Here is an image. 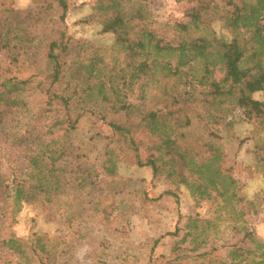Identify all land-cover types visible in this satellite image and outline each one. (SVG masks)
Masks as SVG:
<instances>
[{"label":"rangeland","instance_id":"rangeland-1","mask_svg":"<svg viewBox=\"0 0 264 264\" xmlns=\"http://www.w3.org/2000/svg\"><path fill=\"white\" fill-rule=\"evenodd\" d=\"M103 1L67 0L68 11L62 23V11L57 4L50 12L43 11L48 0H0V32L10 31V38L17 35L24 40L22 46L13 40L7 51L2 49L0 33V82L26 80L36 66L40 68L47 43L54 38L58 27L65 28L71 44L70 58L78 55L86 62L97 55L107 66L127 65L129 59L116 45L115 36L103 32L102 20L113 19L116 14L114 9H99ZM114 1L119 2L118 10L125 13V20L130 18V39L135 40L144 27L161 45L175 47L182 40L200 36L230 40L234 34L223 24V19L231 4L238 5L240 0ZM193 14L199 16L198 28L191 24ZM23 48L26 53L34 51L36 56L25 55ZM10 54L16 57L15 61ZM192 66L194 75L199 76L200 65L194 63ZM224 77L225 68L217 62L211 78L220 84ZM148 85L145 98L135 89L126 99L127 103L136 105L140 113L161 110L164 106L157 90V75ZM73 86H77L76 83ZM139 86L143 87V81ZM26 94L30 115L11 117V122L0 128V264H19L2 246L3 241L19 239L29 247L35 236L44 238L50 253L34 256L26 248L31 255L29 264H200L199 260L176 261L172 249L180 236L171 233L179 228V235H182L185 218L190 215L214 219L215 202L195 204L185 189L177 190L169 180L153 177L149 166H138L137 161L145 163L150 154L147 150L149 140L143 133L132 136L138 152L128 151L124 146L119 150L121 158L116 176L103 177L105 144L112 139L111 146L118 150V142H121L109 123L124 121L122 117L106 113L95 99L88 100L87 105L78 110L80 116L74 131L64 136L67 127L64 124L48 137L55 141L54 145H62L69 151L59 163L60 167H66V172L60 174L66 182L61 192L48 200L40 197L25 202L15 213L5 187L13 175L24 172L21 138L33 130L46 131L53 123L49 114L46 118L39 114L46 107L45 96L32 90ZM252 98L264 104V92L253 94ZM203 100L204 97L187 112L191 126L185 130L183 140L193 147L203 140L221 149L223 155L209 156L205 168L211 172L231 169L246 197L243 203L250 211L252 228L264 243V150L258 148L264 145V119H247L242 109L229 108L226 103L221 113L224 120L212 128L208 126L207 133L213 141L202 134L204 123L208 122ZM103 115L106 120L102 119ZM81 172L87 173L88 185L79 186L75 174ZM217 225L218 231L210 234L204 251L226 260L233 233L225 219L217 221Z\"/></svg>","mask_w":264,"mask_h":264},{"label":"trees","instance_id":"trees-1","mask_svg":"<svg viewBox=\"0 0 264 264\" xmlns=\"http://www.w3.org/2000/svg\"><path fill=\"white\" fill-rule=\"evenodd\" d=\"M100 3L101 10H116L113 19L102 20L103 32L115 36L116 45L129 59L127 65L110 67L97 55L89 57L86 62L78 55L70 58L71 44L65 28L58 27L54 38L47 43L40 68L36 66L37 69L26 80L0 82V128L11 122V117L30 115L26 94L30 90L45 96L46 107L39 114L45 118L49 114L53 122L46 131L33 130L21 138L24 172L19 176L13 175L5 187L14 212L18 213L25 202L40 197L48 200L61 192L66 182L60 174L66 172V167H60L59 163L69 155V151L62 145H54L55 141L48 137L64 124L67 125L64 136L74 131L80 116L78 112L88 100L95 99L103 105L106 113L122 117L124 121L109 123L121 142H118L117 150L111 146L112 139H106L109 142L104 147L103 177L116 176L121 158L119 150L122 151L124 146L128 151L138 152L132 136L143 133L148 137L150 154L145 163L137 161L138 166H149L153 177L169 180L177 190L185 189L195 204L215 202L214 219L190 215L185 218L182 235H179V228L171 233L172 236H180L172 249L177 262L189 259L199 260L200 264H264V243L252 228L250 211L243 203L246 197L238 180L230 168L218 172L205 168L209 156H222L223 152L211 142L201 140L193 147L183 140L185 130L191 126L187 112L202 97V103L207 106L204 111L208 121L204 123L202 134L208 137H211L207 133L208 126L212 128L224 120L221 113L226 103L229 108L242 109V115L247 119H264V104L252 98L253 94L264 92V0H240L238 5L229 3L231 9L227 11L223 24L234 34L230 40L200 36L182 40L175 47L161 45L144 27L135 40L130 39V18L125 20V13L118 10L119 2L105 0ZM54 4L62 11L60 22L63 23L68 11L67 0H48L43 11L50 12ZM190 21L197 28L200 25L198 14H193ZM182 29L186 30V27L182 26ZM0 33L2 49L9 51L13 40L18 46L24 44L17 35L10 38V31ZM23 50L29 57L36 56L34 51L26 53L27 50ZM9 56L16 60L13 55ZM217 62L225 68V77L220 84L211 78L212 68ZM194 63L200 65L199 76L193 73ZM155 75L164 106L161 110L140 113L138 107L127 103L126 99L135 89L140 97L145 98L148 82H152ZM142 81L143 87L139 86ZM73 83L77 86L72 87ZM102 119L106 120L105 115ZM258 148L264 150V145ZM82 173L75 174L79 178V186L88 185V175ZM221 219H225L233 233L226 260L204 251L210 234L218 231L217 221ZM2 246L19 264L22 261L29 264L31 255L50 253L41 236H35L29 247L19 239L5 240Z\"/></svg>","mask_w":264,"mask_h":264}]
</instances>
